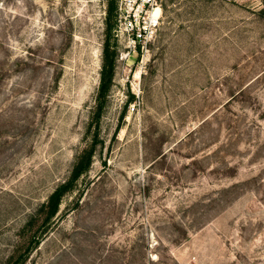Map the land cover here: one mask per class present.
<instances>
[{
  "label": "rangeland",
  "instance_id": "1",
  "mask_svg": "<svg viewBox=\"0 0 264 264\" xmlns=\"http://www.w3.org/2000/svg\"><path fill=\"white\" fill-rule=\"evenodd\" d=\"M108 2L0 0V264H264V0L116 8L96 122Z\"/></svg>",
  "mask_w": 264,
  "mask_h": 264
},
{
  "label": "trees",
  "instance_id": "2",
  "mask_svg": "<svg viewBox=\"0 0 264 264\" xmlns=\"http://www.w3.org/2000/svg\"><path fill=\"white\" fill-rule=\"evenodd\" d=\"M116 3L117 0H109L107 12H106V31L105 39L102 48V65L100 69V82L98 86V92L96 97V111L94 114V121L98 122L102 108L105 102V97L107 91L110 87L112 81L114 70H115V60H116V51L114 45L111 44V29L112 25L110 20L113 16V13L116 12ZM117 14V13H116ZM97 143L96 134L94 135L93 142L90 149L84 152V154L79 158V160L74 165L71 175L67 181L60 184L55 188V190L49 195L47 201L41 206L42 211L45 215L43 219V229L49 225V222L57 215L61 199L63 196L73 190L77 180L80 176L85 173L91 165L92 156L94 152L95 145ZM39 239L36 236H33L28 245V250L37 247ZM28 253H21L14 262H8L7 264H22L25 260V257Z\"/></svg>",
  "mask_w": 264,
  "mask_h": 264
},
{
  "label": "built area",
  "instance_id": "3",
  "mask_svg": "<svg viewBox=\"0 0 264 264\" xmlns=\"http://www.w3.org/2000/svg\"><path fill=\"white\" fill-rule=\"evenodd\" d=\"M129 10L125 11L118 4V25L124 23L126 34L132 33L133 40L145 38L159 23L156 10L158 0H126ZM125 11V12H124ZM118 29V28H117Z\"/></svg>",
  "mask_w": 264,
  "mask_h": 264
},
{
  "label": "bare ground",
  "instance_id": "4",
  "mask_svg": "<svg viewBox=\"0 0 264 264\" xmlns=\"http://www.w3.org/2000/svg\"><path fill=\"white\" fill-rule=\"evenodd\" d=\"M158 11V10H157Z\"/></svg>",
  "mask_w": 264,
  "mask_h": 264
}]
</instances>
